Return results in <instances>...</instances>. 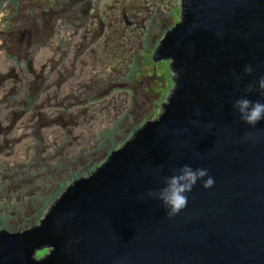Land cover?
<instances>
[{
    "label": "water",
    "instance_id": "1",
    "mask_svg": "<svg viewBox=\"0 0 264 264\" xmlns=\"http://www.w3.org/2000/svg\"><path fill=\"white\" fill-rule=\"evenodd\" d=\"M166 57L177 74L157 121L34 228L0 227V264H264V119L252 127L233 108L242 95L264 103L248 90L264 76V0H184L153 61ZM185 164L215 183L198 180L170 219L148 192Z\"/></svg>",
    "mask_w": 264,
    "mask_h": 264
},
{
    "label": "rangeland",
    "instance_id": "2",
    "mask_svg": "<svg viewBox=\"0 0 264 264\" xmlns=\"http://www.w3.org/2000/svg\"><path fill=\"white\" fill-rule=\"evenodd\" d=\"M183 1L0 0V227L36 226L62 190L157 121L177 70L153 54ZM27 7L60 15L24 61L20 35L9 44L5 33Z\"/></svg>",
    "mask_w": 264,
    "mask_h": 264
},
{
    "label": "clouds",
    "instance_id": "3",
    "mask_svg": "<svg viewBox=\"0 0 264 264\" xmlns=\"http://www.w3.org/2000/svg\"><path fill=\"white\" fill-rule=\"evenodd\" d=\"M245 71L251 74L252 66L249 65ZM256 86H258L260 94L264 95V76L260 77L256 85L249 86V92ZM233 108L238 110L241 120L252 127L264 119V103L260 100H250L247 95H242L236 99ZM198 180L203 181L205 189L213 187L215 183L207 169L193 168L185 164L178 170V174L165 177V187L157 191L150 190L148 195L163 203L166 214L171 219L187 207L188 197L186 194L191 192Z\"/></svg>",
    "mask_w": 264,
    "mask_h": 264
},
{
    "label": "trees",
    "instance_id": "4",
    "mask_svg": "<svg viewBox=\"0 0 264 264\" xmlns=\"http://www.w3.org/2000/svg\"><path fill=\"white\" fill-rule=\"evenodd\" d=\"M30 7H27L28 12L25 13L23 16V20L21 21H16L12 24V26H16L15 28L17 29V24H18V29L17 30H9L8 25L6 24L3 28V30H6V42L9 44H14L15 43V37L19 36L17 38L18 42L23 41V46H17V48L20 50V52H24V57L21 56H17L18 59L20 60H30L31 58L29 57V49L31 48L32 45H34L36 42H39L41 40H46L48 39L51 34H52V28H53V23H50V19H52L53 21L57 18H59L58 15H60L59 12L56 11V9L54 10L53 8L50 9V7H48L47 9H44L43 11L40 12H34L29 10ZM16 13H13V16H15ZM38 20V21H37ZM41 21H43L42 23H40ZM9 23V22H8ZM21 24V25H20ZM21 26V28H20ZM20 28V29H19ZM168 32V31H167ZM166 32V34H167ZM172 60V58H171ZM171 67V66H170ZM34 83L31 84V88L33 86ZM42 84L41 83H37L35 88H42ZM33 89V88H32ZM36 97V96H34ZM33 101L35 100L34 98L32 99ZM145 126V125H144ZM129 142H126V144H128ZM112 149V148H111ZM93 176V175H92ZM91 176V177H92ZM88 179V178H86ZM85 180V179H84ZM63 191V190H62ZM51 207L48 208L47 213L49 211ZM35 226L32 225L31 228H34ZM6 231H13V232H23L26 230H8L6 228H4ZM28 229V230H29Z\"/></svg>",
    "mask_w": 264,
    "mask_h": 264
}]
</instances>
